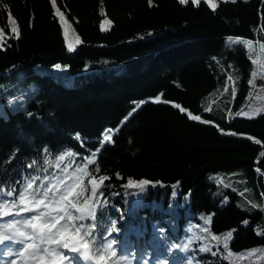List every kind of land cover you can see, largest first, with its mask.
<instances>
[{
  "label": "trees",
  "instance_id": "trees-1",
  "mask_svg": "<svg viewBox=\"0 0 264 264\" xmlns=\"http://www.w3.org/2000/svg\"><path fill=\"white\" fill-rule=\"evenodd\" d=\"M57 7L68 39H80L74 51L51 0H0L7 40L0 50V188L19 192L35 177V187L54 184L60 156L73 153L66 155L72 175L92 157L87 171L110 177L96 234L116 240L137 264L156 255L174 264H264V113L236 115L250 102L254 57L229 43L240 38L264 51V0L220 2L215 11L177 0L151 7L148 0H57ZM9 15L19 39H7ZM106 18L112 27L102 32ZM157 95L168 103L152 102ZM188 111L211 123L188 119ZM118 126L112 143L90 142L87 151L72 139ZM219 172L243 179L250 193L220 189L211 179ZM83 179L90 195L91 176ZM129 179L151 183L125 187ZM111 221L118 231L108 236Z\"/></svg>",
  "mask_w": 264,
  "mask_h": 264
},
{
  "label": "snow or ice",
  "instance_id": "snow-or-ice-1",
  "mask_svg": "<svg viewBox=\"0 0 264 264\" xmlns=\"http://www.w3.org/2000/svg\"><path fill=\"white\" fill-rule=\"evenodd\" d=\"M180 5H188L198 7L202 2L205 3L212 11L219 7V3H236L237 0H177ZM149 6H153V0H148ZM51 6L55 9V13L59 16V21L63 26L64 38L67 43V50L74 51L76 44L80 42L79 37H76V42L68 39L69 24L63 12L57 7V0H51ZM103 14V9H101ZM11 21V27L8 30L10 35L7 39H19L20 29L17 21L8 16ZM110 19H104L99 27L102 32L110 31L112 27ZM232 40V38H229ZM234 43H242L250 47L248 41H243L237 38ZM7 40L5 39V32L0 28V50L5 49ZM255 63V61H253ZM59 69L61 66L56 65ZM256 72L252 73L255 77ZM231 79V77H229ZM249 85H253V80L248 81ZM227 90V89H225ZM235 95V90H233ZM152 102L156 104L168 103L162 100L161 95L152 98ZM144 101L134 102V107L129 112L131 116L136 112ZM182 113L187 110L182 108L179 104L173 105ZM209 109H205L208 111ZM261 109H256L255 114H259ZM243 114L248 119L253 118L251 112H237L239 116ZM188 119L198 121L203 124L211 123L204 120L200 115H195L192 112H187ZM125 121L128 117L124 118ZM116 131L107 129L102 134L101 146L106 142H112V133ZM235 135V133H227ZM249 140L253 137L249 136ZM256 144H260V140H255ZM99 151V149H97ZM67 156H72V152L66 153ZM95 153L93 154V156ZM264 156V152L260 153ZM63 155L60 159H63ZM87 165H93L96 160L92 157L85 158ZM87 165L84 169H78L79 173L70 176L69 182L58 178L56 184L34 186V180L38 177L29 179L23 190L17 192L15 189L4 191L0 188V195L3 197H15L14 199H0V218L5 217H21V219L9 220L3 226H0V245H4L8 241L13 246H18L15 251L13 248L7 249V254L10 257H16L7 262V264H133L135 259L134 254L132 258L129 255L123 254L117 250V241L110 240L106 236H97V221L102 217L100 208L103 206V192L101 189L105 186V182L110 179L108 175H93L92 172L87 171ZM96 174L100 173V169H94ZM85 175L91 176L88 180L90 184V195H86L88 189L84 183L83 177ZM119 174H117L118 176ZM151 182L148 180L135 181L129 179L125 187L139 188L143 190L145 186ZM227 199V198H225ZM256 207V205H253ZM71 209H74L78 215H74ZM84 221H91L84 223ZM243 223L247 224L248 221ZM118 231L116 221H111L108 229V236L112 232ZM207 231V229H205ZM259 234V233H258ZM232 232H228L224 236V247H228V239L231 238ZM213 240H220V237L213 236ZM202 251H210V249H202ZM256 250H253L255 252ZM215 254V253H213ZM142 264H147L143 261Z\"/></svg>",
  "mask_w": 264,
  "mask_h": 264
},
{
  "label": "rangeland",
  "instance_id": "rangeland-1",
  "mask_svg": "<svg viewBox=\"0 0 264 264\" xmlns=\"http://www.w3.org/2000/svg\"><path fill=\"white\" fill-rule=\"evenodd\" d=\"M237 38H232V40L229 39V43L235 44V45H242L244 48L247 50L249 55H251L253 60L255 61L254 63V71L256 72L257 75L255 77L252 76L253 80V85H251V89L249 91V96L248 99L250 102L247 104L246 107L243 108V112H251L253 114V118L257 117L260 114L264 113V51H263V46L260 45L259 43L255 42H250L248 40H243V41H248L250 43V47L246 46L245 44L242 43H234L233 41L236 40ZM232 88L235 87V83L232 81L231 84ZM225 89H228V86L226 85ZM232 97L234 95L232 94ZM256 109H261L260 113L257 115L255 114ZM241 117H245L243 114L240 115ZM211 179L218 183L219 188H230L234 190L235 192H239L241 195L244 194H249V187L244 183L243 179H240L234 174H227L224 172H219L214 174ZM5 243L1 246V249L4 251H7L8 248H10V243L8 241H5ZM263 254V253H262ZM262 255L257 257V260H261Z\"/></svg>",
  "mask_w": 264,
  "mask_h": 264
},
{
  "label": "bare ground",
  "instance_id": "bare-ground-1",
  "mask_svg": "<svg viewBox=\"0 0 264 264\" xmlns=\"http://www.w3.org/2000/svg\"><path fill=\"white\" fill-rule=\"evenodd\" d=\"M231 81H232V80H231ZM231 81H230V82H231ZM226 85H228V84L226 83ZM208 111H209V110H208ZM208 111H206V112H208ZM113 130H114V129H113ZM112 135H115V131L112 133ZM79 146H80V147H83V145H81V144H79ZM5 244H8V243H5ZM13 251H14V250H13Z\"/></svg>",
  "mask_w": 264,
  "mask_h": 264
}]
</instances>
